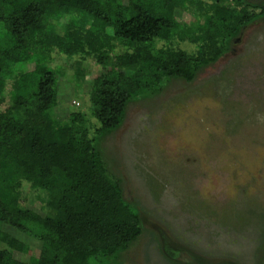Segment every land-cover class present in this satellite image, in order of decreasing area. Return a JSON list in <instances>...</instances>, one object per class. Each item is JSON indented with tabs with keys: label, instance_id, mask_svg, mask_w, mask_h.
Listing matches in <instances>:
<instances>
[{
	"label": "trees",
	"instance_id": "trees-1",
	"mask_svg": "<svg viewBox=\"0 0 264 264\" xmlns=\"http://www.w3.org/2000/svg\"><path fill=\"white\" fill-rule=\"evenodd\" d=\"M183 1L187 12L192 6L199 12L190 23L173 15L176 0H0L7 22L0 36V228L38 239L46 264H122L121 255L142 234L143 217L122 181L109 174L101 141L122 126L131 103L160 94L173 80L192 81L264 14V2ZM53 17L68 27L50 32ZM173 40L194 49L176 48ZM54 52L105 57L104 67L132 70L122 90L102 82L93 87L96 128L81 112L65 122L54 116ZM21 53L30 54V70L16 66ZM23 183L42 192V206L53 214L49 223L30 209H8ZM0 252V264H12L10 252Z\"/></svg>",
	"mask_w": 264,
	"mask_h": 264
},
{
	"label": "rangeland",
	"instance_id": "rangeland-1",
	"mask_svg": "<svg viewBox=\"0 0 264 264\" xmlns=\"http://www.w3.org/2000/svg\"><path fill=\"white\" fill-rule=\"evenodd\" d=\"M179 2L173 10L179 21L199 16ZM65 23L53 17L47 29L58 32ZM6 32L0 17V36ZM169 44L194 49L187 41ZM51 58L58 71L54 116L65 122L81 112L96 128L93 87L102 82L122 90L132 70L104 67L105 57L98 63L54 52ZM16 66L30 70V54L17 56ZM100 148L109 174L122 181L143 217L142 234L121 255L122 264H264V14L192 81L173 80L160 94L131 103L122 126ZM19 208L47 223L53 217L42 206V192L27 183L9 200L11 212ZM0 248L10 252L12 264H46L41 242L10 226L0 228Z\"/></svg>",
	"mask_w": 264,
	"mask_h": 264
}]
</instances>
